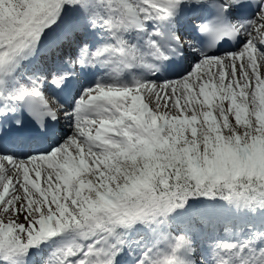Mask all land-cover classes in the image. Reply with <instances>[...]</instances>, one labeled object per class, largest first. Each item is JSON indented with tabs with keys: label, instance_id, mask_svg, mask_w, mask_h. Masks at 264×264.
I'll use <instances>...</instances> for the list:
<instances>
[{
	"label": "snow or ice",
	"instance_id": "snow-or-ice-1",
	"mask_svg": "<svg viewBox=\"0 0 264 264\" xmlns=\"http://www.w3.org/2000/svg\"><path fill=\"white\" fill-rule=\"evenodd\" d=\"M0 264H264V0H0Z\"/></svg>",
	"mask_w": 264,
	"mask_h": 264
}]
</instances>
